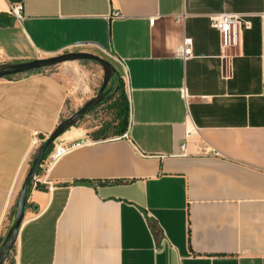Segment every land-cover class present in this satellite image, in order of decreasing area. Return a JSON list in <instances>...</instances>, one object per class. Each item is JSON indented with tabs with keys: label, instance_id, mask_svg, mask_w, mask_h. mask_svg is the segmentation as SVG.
I'll return each instance as SVG.
<instances>
[{
	"label": "crops",
	"instance_id": "obj_1",
	"mask_svg": "<svg viewBox=\"0 0 264 264\" xmlns=\"http://www.w3.org/2000/svg\"><path fill=\"white\" fill-rule=\"evenodd\" d=\"M223 13L250 23L224 53ZM66 52L122 61L129 139L59 138L91 143L30 185L13 264H264V0H0V66ZM69 64L0 79V241L37 149L94 95Z\"/></svg>",
	"mask_w": 264,
	"mask_h": 264
},
{
	"label": "water",
	"instance_id": "obj_2",
	"mask_svg": "<svg viewBox=\"0 0 264 264\" xmlns=\"http://www.w3.org/2000/svg\"><path fill=\"white\" fill-rule=\"evenodd\" d=\"M72 62H91L99 65L103 73L101 86L93 98L88 100L69 118L61 121L55 130L48 136L46 140L41 143L37 149L18 195L12 223L6 233L4 240L0 244V264H4L6 262L10 252L13 250L16 244L18 231L24 220L28 189L32 184L33 178L38 172L39 166L46 156L47 150L50 147L52 148L54 142L58 140L68 129L80 123L87 113L92 111L97 106L104 104L112 97L111 81L113 80L114 75L117 73L116 68L110 62L98 56L83 52H66L49 58L11 63L0 66V79H6L9 77H16L29 73L49 70L64 63Z\"/></svg>",
	"mask_w": 264,
	"mask_h": 264
},
{
	"label": "built area",
	"instance_id": "obj_3",
	"mask_svg": "<svg viewBox=\"0 0 264 264\" xmlns=\"http://www.w3.org/2000/svg\"><path fill=\"white\" fill-rule=\"evenodd\" d=\"M10 14L13 16L15 21L20 22L22 20V6L14 5L10 7ZM155 19H150V25H153ZM210 24L213 29L218 32L220 48L224 53L226 50L237 48L239 45V28L241 25L248 29L250 27L249 21H245L241 15H230V14H219L214 15L210 18ZM175 56L182 61H187L192 57V43L190 40H184L183 43L176 47ZM116 63L121 68V79L124 83L125 94L128 101V126L127 130L120 137L114 139H129L130 129V116H131V103H130V90L127 87V74L122 61L116 60ZM185 95V94H184ZM90 141H80L66 144L59 139L56 140L42 161L38 169V174L33 178L32 185L36 186L38 183H42L47 187L48 190L53 188L51 182L47 180L48 174L56 164V162L64 155L69 152L83 147L86 144H90ZM186 145L180 146V155L186 156ZM209 155L217 156L215 151H210ZM156 247L163 246V239L156 242Z\"/></svg>",
	"mask_w": 264,
	"mask_h": 264
},
{
	"label": "rangeland",
	"instance_id": "obj_4",
	"mask_svg": "<svg viewBox=\"0 0 264 264\" xmlns=\"http://www.w3.org/2000/svg\"><path fill=\"white\" fill-rule=\"evenodd\" d=\"M75 64H69V65H84L85 70L89 72L90 79H93L95 81L96 88L94 89V95L97 94L98 89L101 86L103 73L102 69L99 65L91 62H74ZM78 63V64H76ZM59 67H64V65H59L54 68H51V70H54ZM92 97V98H93ZM75 111H69V113H66L65 119L69 118ZM112 118L113 113L111 112L110 108L107 105H99L96 108H94L92 111L87 113V115L84 116V118L81 120V125L92 131L91 133L94 135L95 139H101L102 135L107 133V135L111 134V131L106 128L108 124H112ZM14 252L13 250L10 252L8 256V262L6 264H13L14 263Z\"/></svg>",
	"mask_w": 264,
	"mask_h": 264
},
{
	"label": "trees",
	"instance_id": "obj_5",
	"mask_svg": "<svg viewBox=\"0 0 264 264\" xmlns=\"http://www.w3.org/2000/svg\"><path fill=\"white\" fill-rule=\"evenodd\" d=\"M10 78L12 77L6 79ZM111 84L112 97L104 103V105H107L113 113L112 124L110 123L106 126L108 131H111V134L107 135V133H104L101 137L102 140L120 137L125 133L128 126V101L125 94L124 83L118 72L114 75ZM50 150L51 147L47 150L46 155ZM2 241H0V244Z\"/></svg>",
	"mask_w": 264,
	"mask_h": 264
}]
</instances>
